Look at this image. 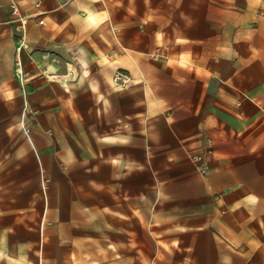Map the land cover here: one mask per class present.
Segmentation results:
<instances>
[{"label":"crops","instance_id":"1","mask_svg":"<svg viewBox=\"0 0 264 264\" xmlns=\"http://www.w3.org/2000/svg\"><path fill=\"white\" fill-rule=\"evenodd\" d=\"M7 10L0 264H264V0H41L22 46Z\"/></svg>","mask_w":264,"mask_h":264},{"label":"built area","instance_id":"2","mask_svg":"<svg viewBox=\"0 0 264 264\" xmlns=\"http://www.w3.org/2000/svg\"><path fill=\"white\" fill-rule=\"evenodd\" d=\"M8 1V10H7V19L6 22L14 24L18 27V39L21 41L20 46L26 40V26L29 21H34L38 25H43V11L41 10V0L34 1L30 10H23L20 0H7ZM114 85L123 86L129 82V78L120 70H117L112 78ZM23 131L28 135V130L22 126ZM213 155L212 149L209 146H206L199 152L191 153L189 158L193 163L197 173L200 176H205L209 170V162Z\"/></svg>","mask_w":264,"mask_h":264},{"label":"rangeland","instance_id":"3","mask_svg":"<svg viewBox=\"0 0 264 264\" xmlns=\"http://www.w3.org/2000/svg\"><path fill=\"white\" fill-rule=\"evenodd\" d=\"M31 113V112H30ZM30 113H28L30 115ZM33 113V112H32ZM35 114H36V111H34V114H33V119L35 118ZM30 117V116H29ZM31 119V118H30ZM25 123V122H24ZM21 121H20V127L21 128ZM26 125V124H25ZM27 129V128H26ZM21 130V133L24 134L25 132ZM29 130V129H28ZM24 132V133H23ZM30 132V130H29ZM56 151L55 150H51V154H50V157H51V164L56 166L55 167V170H50L49 172H42L40 169L37 170V171H21L19 170L17 172V175H18V178H25L26 180H28L29 182L33 181L34 179H38V180H41L43 178V180H53L55 178H57V176H61L63 175L64 173H66L65 171L59 169V166L57 165V155L55 153ZM33 161L34 162H37V156L33 154ZM30 184H33V182H31Z\"/></svg>","mask_w":264,"mask_h":264}]
</instances>
